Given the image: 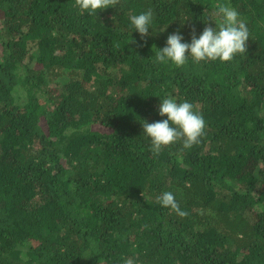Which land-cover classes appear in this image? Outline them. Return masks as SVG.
Masks as SVG:
<instances>
[{"label": "trees", "instance_id": "trees-1", "mask_svg": "<svg viewBox=\"0 0 264 264\" xmlns=\"http://www.w3.org/2000/svg\"><path fill=\"white\" fill-rule=\"evenodd\" d=\"M240 13L231 61L153 63L170 33ZM151 9L143 38L128 17ZM187 20L181 24L185 19ZM164 28L163 31H161ZM199 142L150 149L159 96ZM174 193L179 215L158 201ZM264 264V0H0V264Z\"/></svg>", "mask_w": 264, "mask_h": 264}, {"label": "clouds", "instance_id": "clouds-1", "mask_svg": "<svg viewBox=\"0 0 264 264\" xmlns=\"http://www.w3.org/2000/svg\"><path fill=\"white\" fill-rule=\"evenodd\" d=\"M114 3V0H75V7L81 12L96 14ZM216 16L212 19L214 26L207 25L197 35L193 29L191 39L185 40L181 31L170 33L165 45L157 48L153 63L169 64L180 67L191 59L195 63L201 61H231L238 53L246 51L249 29L246 22L240 18V13L225 3L216 6ZM132 30H136L143 38L153 31L154 14L151 9L132 14L128 17ZM187 18L181 22L183 23ZM164 28L161 30L163 31ZM158 115L161 119L148 122L142 120L143 134L149 138L150 149L159 153L178 139H182L184 148H190L199 142L205 128V120L201 113L194 110L193 103L188 100L177 101L167 95L159 96ZM162 207L170 208L179 215L186 213L179 207L174 193L164 191L158 196ZM123 264H135L132 258H125Z\"/></svg>", "mask_w": 264, "mask_h": 264}]
</instances>
